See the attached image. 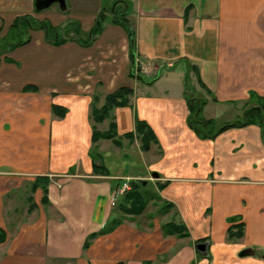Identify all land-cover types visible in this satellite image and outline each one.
<instances>
[{"label":"crops","instance_id":"1","mask_svg":"<svg viewBox=\"0 0 264 264\" xmlns=\"http://www.w3.org/2000/svg\"><path fill=\"white\" fill-rule=\"evenodd\" d=\"M34 3L0 0L1 48L21 17L55 28L75 21L87 34L102 9H127L134 61L129 35L111 23L87 48L52 46L37 30L0 55V264H264V134L247 125L201 140L187 126L185 99L190 66L205 88L194 76L204 120L235 122L264 97V0H65V11L41 13ZM120 88L132 91L112 112L121 146L93 144L92 98L101 107ZM52 105L67 110L64 118ZM136 118L157 140L147 152L138 138L123 139ZM38 177L49 179L46 204L41 188L32 191ZM126 178L154 187L189 237L165 236L171 221L130 217L84 247L112 219V193ZM236 223L243 237L229 241ZM197 243L207 244L206 256ZM244 250L254 255L239 258Z\"/></svg>","mask_w":264,"mask_h":264},{"label":"trees","instance_id":"2","mask_svg":"<svg viewBox=\"0 0 264 264\" xmlns=\"http://www.w3.org/2000/svg\"><path fill=\"white\" fill-rule=\"evenodd\" d=\"M108 14L111 15V18H109ZM127 15V9H124L123 11L114 10L111 12V9L104 8L96 16L94 24L90 32L87 34L82 33L79 24L75 21L67 23L62 28H55L47 21H36L31 19L30 17H21L16 19L11 26L10 31L5 39V48L0 47V55L17 47L30 43V31L37 30L43 31L46 42L52 46H60L66 42H75L81 47L87 48L94 43L96 37L103 31L104 24L111 23L121 26L129 35L131 43L129 55L130 60L133 63V32L128 25ZM189 70L194 73L196 80L200 85V88L205 89L202 81L200 80L199 73L197 72L196 67L190 66ZM188 75L189 74H187L185 77V99L188 106L187 126L194 132V134H196L199 139L210 140L229 128H240L247 125L260 126L262 134H264V97H253L256 98V106L250 107L243 111L242 116L235 122L220 124L219 122L214 120H204L201 113L205 105V101L197 98L193 89L189 87ZM28 91L36 90L35 88L25 87L24 92ZM131 94L132 91L130 89L120 88L112 94L106 95L101 107L96 106L98 98H92L90 120L93 124L91 137V142L93 144L101 140H108L117 147L121 146V138L117 136L116 124L113 120L112 112L116 108L126 107L129 102L128 98ZM51 110L52 113L58 118H64L65 114L67 113L66 109L57 105H52ZM106 120H110L107 131H98L96 125L101 124ZM135 138H138L140 140V149L143 152L149 151L152 144H157V140L152 129L146 124V122L138 120L137 118L135 119L134 132L123 135V139H126L129 142H133ZM94 170L98 171V166L94 165ZM48 183V178L38 177L32 184V191L37 188H41L43 190V204L47 203L46 194ZM130 186V191L125 193L123 196L124 203L120 205L119 210L125 215L137 216L144 211L146 207V200L143 198L141 192L139 191V188L142 186L140 182L132 180L130 182ZM31 209H33L32 205L30 206V210ZM164 209L167 213L170 209H172V205L166 204L164 206ZM112 217L113 218L108 222V224L102 229L100 233L93 234L88 238V241L85 243L84 247H87L90 242L97 236L111 233L122 223V220L120 218H116L114 217V215ZM236 220L237 218H234L231 222H234ZM235 229H237L236 232ZM161 231L165 236H176L178 238L189 237L188 231L183 224L178 225L173 222H169L161 226ZM242 237V224H238L237 226L232 225L228 228L227 239L229 241L238 240ZM4 239V233L0 230V243H3ZM145 264H150V262H146Z\"/></svg>","mask_w":264,"mask_h":264},{"label":"rangeland","instance_id":"3","mask_svg":"<svg viewBox=\"0 0 264 264\" xmlns=\"http://www.w3.org/2000/svg\"><path fill=\"white\" fill-rule=\"evenodd\" d=\"M54 7H57V6L54 5ZM108 16H109V18H111V15H108ZM0 45H1L0 47L3 46L2 43ZM190 72H192V71L190 70ZM194 76L195 75L192 72V73H190V79L188 78L189 79L188 80V84H189V87L190 88H193L192 83H193ZM198 98H201V97H198ZM235 115H238V114H235ZM232 119H234V117ZM146 186H143L142 185L139 188V191L141 192L143 198L146 200V207H145L144 211L140 215H137V216H134V215H125V214H123V213L120 212V210H119L120 205L122 203H124V199H123V196L124 195H123V196L119 197L117 199L116 203H115V207H114V210H113L114 217L120 218L121 220L126 219V218H130V217H133V218L138 217L139 220L144 221V222L148 218L156 217V218L160 219L161 221H166L167 220V221H171V222H173L175 224H178V225L179 224H182L181 221H180V219H176V217H172V218L169 217V216H171L174 213V211H170L169 210L167 212L168 214L166 216H162L161 214H158L159 211L160 212L165 211V209H164V206L165 205H163V203H161L160 201H158L159 199H158L157 193L154 190V187H150V186H147L146 187ZM238 224H240V223H236V224H234V226H237ZM196 226H194V225L190 226V229H191L190 230V234H191L192 238L196 237L199 234V232H200V228L199 227H196ZM236 231H237V229H235V232ZM233 241H236V240H233ZM191 245H194V244H191ZM196 258L199 259L200 258V255H197Z\"/></svg>","mask_w":264,"mask_h":264},{"label":"water","instance_id":"4","mask_svg":"<svg viewBox=\"0 0 264 264\" xmlns=\"http://www.w3.org/2000/svg\"><path fill=\"white\" fill-rule=\"evenodd\" d=\"M56 5L60 11H65L66 9V4L65 0H35L34 3V9L37 13H41L50 7ZM154 178H158V175L156 173L152 174ZM141 185L146 186L147 182L146 181H141ZM195 250L199 253L202 254L203 256L207 255V244L206 243H197L195 245ZM254 252L251 250H244L239 253V258L247 257V256H253Z\"/></svg>","mask_w":264,"mask_h":264},{"label":"built area","instance_id":"5","mask_svg":"<svg viewBox=\"0 0 264 264\" xmlns=\"http://www.w3.org/2000/svg\"><path fill=\"white\" fill-rule=\"evenodd\" d=\"M130 182L131 180L129 178H126L123 180V183L119 187L115 188L111 197L112 204H115L119 197L123 196L125 193L130 191Z\"/></svg>","mask_w":264,"mask_h":264}]
</instances>
